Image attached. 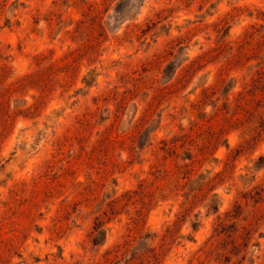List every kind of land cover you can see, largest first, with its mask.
<instances>
[{
    "label": "rangeland",
    "instance_id": "obj_1",
    "mask_svg": "<svg viewBox=\"0 0 264 264\" xmlns=\"http://www.w3.org/2000/svg\"><path fill=\"white\" fill-rule=\"evenodd\" d=\"M0 264H264V0H0Z\"/></svg>",
    "mask_w": 264,
    "mask_h": 264
}]
</instances>
